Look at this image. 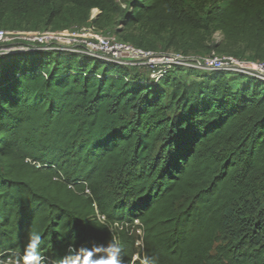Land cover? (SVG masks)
Segmentation results:
<instances>
[{
  "label": "trees",
  "instance_id": "1",
  "mask_svg": "<svg viewBox=\"0 0 264 264\" xmlns=\"http://www.w3.org/2000/svg\"><path fill=\"white\" fill-rule=\"evenodd\" d=\"M87 23L264 60V0H0L1 29ZM78 55L0 54V259L38 236L44 264H264V81Z\"/></svg>",
  "mask_w": 264,
  "mask_h": 264
},
{
  "label": "built area",
  "instance_id": "2",
  "mask_svg": "<svg viewBox=\"0 0 264 264\" xmlns=\"http://www.w3.org/2000/svg\"><path fill=\"white\" fill-rule=\"evenodd\" d=\"M29 49L71 52L105 62L145 68L154 80L162 77L166 69L181 66L192 70L240 73L264 81V60L240 59L228 54L186 55L178 51L145 49L119 40L92 23L64 30L10 31L0 28V54Z\"/></svg>",
  "mask_w": 264,
  "mask_h": 264
},
{
  "label": "rangeland",
  "instance_id": "3",
  "mask_svg": "<svg viewBox=\"0 0 264 264\" xmlns=\"http://www.w3.org/2000/svg\"><path fill=\"white\" fill-rule=\"evenodd\" d=\"M96 12H97V10H92L91 11V15H95L96 14ZM90 15V16H91ZM112 25V24H111ZM51 27V28H50ZM49 28L50 29H53V30H64V29H59V28H56V27H54V26H50ZM11 31V30H10ZM219 38V36L216 34L215 36H214V39H218ZM83 56L82 55H78L77 56V59L78 60H80L81 58H82ZM198 72H203V70L201 71V70H196V71H194V70H192V69H186L185 71H183L182 73H181V76L186 80V81H191V80H194V79H196L197 78V74H198ZM30 262H31V264H44V262H42L40 259L38 260V261H35V262H32V260L31 261H29V262H26V263H20V262H15V261H12V260H1L0 259V264H30Z\"/></svg>",
  "mask_w": 264,
  "mask_h": 264
},
{
  "label": "clouds",
  "instance_id": "4",
  "mask_svg": "<svg viewBox=\"0 0 264 264\" xmlns=\"http://www.w3.org/2000/svg\"><path fill=\"white\" fill-rule=\"evenodd\" d=\"M38 244H39V237L38 236L32 237V239L29 243V247L32 249V262L39 260V256L35 251ZM30 264H31V262H30Z\"/></svg>",
  "mask_w": 264,
  "mask_h": 264
},
{
  "label": "bare ground",
  "instance_id": "5",
  "mask_svg": "<svg viewBox=\"0 0 264 264\" xmlns=\"http://www.w3.org/2000/svg\"><path fill=\"white\" fill-rule=\"evenodd\" d=\"M94 10V9H93Z\"/></svg>",
  "mask_w": 264,
  "mask_h": 264
}]
</instances>
